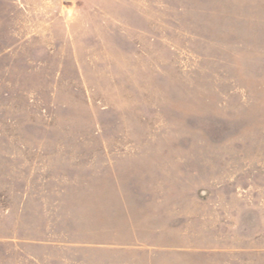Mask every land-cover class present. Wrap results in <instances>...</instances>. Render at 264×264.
<instances>
[{
    "label": "rangeland",
    "instance_id": "374dc122",
    "mask_svg": "<svg viewBox=\"0 0 264 264\" xmlns=\"http://www.w3.org/2000/svg\"><path fill=\"white\" fill-rule=\"evenodd\" d=\"M0 264H264V0H0Z\"/></svg>",
    "mask_w": 264,
    "mask_h": 264
}]
</instances>
